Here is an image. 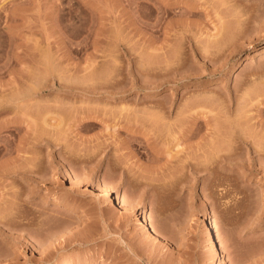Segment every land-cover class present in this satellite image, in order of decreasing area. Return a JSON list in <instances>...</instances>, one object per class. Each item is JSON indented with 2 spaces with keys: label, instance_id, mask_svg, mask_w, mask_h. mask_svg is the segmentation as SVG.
Returning a JSON list of instances; mask_svg holds the SVG:
<instances>
[{
  "label": "rangeland",
  "instance_id": "374dc122",
  "mask_svg": "<svg viewBox=\"0 0 264 264\" xmlns=\"http://www.w3.org/2000/svg\"><path fill=\"white\" fill-rule=\"evenodd\" d=\"M263 71L264 0H0V264H264Z\"/></svg>",
  "mask_w": 264,
  "mask_h": 264
},
{
  "label": "bare ground",
  "instance_id": "6f19581e",
  "mask_svg": "<svg viewBox=\"0 0 264 264\" xmlns=\"http://www.w3.org/2000/svg\"><path fill=\"white\" fill-rule=\"evenodd\" d=\"M260 72V71H259ZM264 72V71H263ZM262 72V73H263ZM261 74V73H260ZM259 74V75H260ZM260 78H261V76H260ZM259 78V79H260ZM256 80H257V78H256ZM261 80V79H260ZM246 93V92H245ZM248 93V92H247ZM236 95V94H235ZM247 95V94H246ZM244 96V94L242 95V97H241V94L240 95H237V96H234V101H235V107L233 108V112L234 113H232L231 114V112L229 111V108H227V112L229 113H227L226 114V111L224 112L225 113V115H227L228 116V118H231V117H233L232 119H230V120H232V121H229V119L227 118V120L231 123V122H233V123H236L235 125H234V127L236 128L237 126L239 127H237L236 129H235V131L238 129V130H240V131H238L237 130V134H236V136H235V133L234 134H232V131H230V134H228V132H227V134H228V136L229 135H234L233 136V138L235 139V141H236V143H237V145H240V147H241V145H247V144H249V141H248V137L250 136V138H252V140L254 141V139H255V137L256 136H254V132H252V134L251 133H249V135L247 134H245L244 133V131H245V128H241L240 129V126L241 125H239V124H241V122H242V125L243 124H248L247 122H245V120L246 121H248L251 117H249V118H247L246 116H248V115H246L245 114V101H243L242 99L244 98V100H246V98L245 97H243ZM242 100V101H241ZM259 101L261 100V99H258ZM258 100H257V102H258ZM244 102V103H243ZM262 108H264V100L263 101H260V102H258L257 103V105H256V110L255 111H258V110H260V109H262ZM233 115V116H232ZM250 115V114H249ZM226 116V117H227ZM235 117V118H234ZM253 118V117H252ZM234 119V120H233ZM255 119V118H254ZM244 120V121H243ZM253 120V119H252ZM256 120V119H255ZM227 122V121H226ZM228 122V123H229ZM245 122V123H244ZM249 122V121H248ZM229 123V124H230ZM233 123H231V126H233L232 124ZM249 123H252V121L251 122H249ZM237 125V126H236ZM230 126V125H229ZM229 126H228V128H229ZM230 126V128H232ZM245 126V125H244ZM234 129V128H233ZM232 129V130H233ZM242 129H244V131L242 130ZM247 129V128H246ZM227 130V129H226ZM242 130V131H241ZM249 130H252V129H249ZM234 131V132H235ZM241 132H242V135H241ZM226 134V135H227ZM244 134V135H243ZM254 137V139H253V137L251 136V135ZM246 135V136H245ZM227 136V137H228ZM215 137V132H212V136L210 137V149H209V151L211 152L212 151V153H211V155L213 156V158H214V160H216V158L217 157H219L220 155H218L219 154V150H218V148H216L217 146L215 145L216 143H215V141H213V138ZM231 137V138H230ZM229 138L232 140V136H229ZM228 138V139H229ZM229 139V141L232 143V141ZM256 140V139H255ZM226 141H228V140H226ZM234 142V141H233ZM251 142V141H250ZM255 142H257V141H255ZM226 143H229V142H226ZM96 144V143H95ZM102 144V143H101ZM234 144V143H233ZM254 144V143H253ZM258 144H260V143H257L256 145L257 146H259ZM97 146H95L96 148V150H97V148L98 147H100L99 146V144H96ZM228 145V144H227ZM229 146H230V144H229ZM228 146V147H229ZM233 146V145H232ZM236 146V144L234 145V147ZM249 146V145H248ZM92 147V146H91ZM233 147V148H234ZM237 147V146H236ZM242 147H244V146H242ZM241 147V148H242ZM251 147V146H250ZM254 147V146H253ZM230 148H231V146H230ZM238 148V147H237ZM236 148V149H237ZM246 148V147H245ZM259 148H261V147H259ZM84 149H86V148H84ZM102 149V148H101ZM200 149H203L204 150V147L202 148V147H200ZM227 149V148H226ZM229 149V148H228ZM232 149V148H231ZM254 149V148H253ZM252 149V150H253ZM255 150H256V148H255ZM88 151V150H87ZM92 151H94V150H92ZM198 151H199V148H198ZM202 150H200V152H201ZM260 150H258L257 149V152H259ZM84 152V151H83ZM203 152V151H202ZM202 152H201V154H202ZM205 152V151H204ZM226 152H227V150H226ZM256 152V151H255ZM261 152V151H260ZM259 152V153H260ZM264 152V151H263ZM88 153H90V152H88ZM225 153V152H224ZM205 154V153H204ZM82 155V154H81ZM81 155H79V156H81ZM200 155V154H199ZM198 155V156H199ZM206 155V154H205ZM204 155V156H205ZM78 156V155H77ZM88 156V155H87ZM197 156V155H196ZM201 156H203V154L201 155ZM204 156L203 157H198L199 159H197V158H194L195 159V162H191V161H189V165L191 166V169H206V165H205V161H206V159L208 158V156L207 157H205V161H204ZM210 156V155H209ZM225 157H229V153H225V155H224ZM86 157V156H85ZM89 157V156H88ZM74 158V157H73ZM83 158H84V156H83ZM202 158V159H201ZM201 159V160H200ZM186 160V159H185ZM188 160V159H187ZM186 160V161H187ZM203 160V161H202ZM210 162H212L211 160H209ZM213 162H216V161H213ZM212 162V163H213ZM218 162V161H217ZM216 162V163H217ZM212 168L209 170V168L210 167H208V170H209V172L211 171V173H210V175L212 174L213 175V179H214V176H215V174L217 173V169H219V168H217L215 165L214 166H211ZM217 168V169H216ZM205 172H202L201 171V173H200V175H203ZM222 173V172H221ZM66 175H67V177L69 178V183H70V186H71V188H72V190H74L75 191V197L76 198H70V197H67V198H61L60 200H59V205L62 207V209H66V210H71L72 212H73V216L74 217H82V216H84L85 214H86V207H87V205L88 204H94V205H97L98 206V208H100V209H102V200H101V197L100 196H102V193L100 192V190H98V189H96V188H93V187H91V186H81V183H80V180H79V178L75 175V174H73V173H71V172H66ZM221 175V174H220ZM222 176V175H221ZM222 178V177H221ZM228 179V178H227ZM209 180H210V178H209ZM230 180V179H229ZM212 181V180H211ZM215 183V182H214ZM78 203H80V204H78ZM118 203H121V205L122 206H124V208H125V210L127 211V213H128V215H131V216H133V217H135L136 219H138V223H139V225L141 226V227H144V228H148L149 229V231L151 232V234L154 236V237H156V238H158V237H160V231H159V229H157V227L156 226H153L152 224H150L149 223V221H148V218L145 216L144 218H139L133 211L134 210H132V208L128 205V203H126L124 200H122V199H120V198H118ZM63 231L62 232H64V234H70V233H72V229L71 228H65V229H62ZM61 231V230H60ZM205 232L206 233H208L210 236H211V238H212V242H213V256H212V264H222V256H223V254H222V252H223V250H222V248H223V240H222V237H221V235L218 233V232H216V231H214L213 232V224H212V222L211 221H209L208 222V224L206 223V225H205ZM73 264H75V263H73ZM77 264V263H76ZM79 264H89L88 262H82V263H79ZM100 264H108L107 262H101Z\"/></svg>",
  "mask_w": 264,
  "mask_h": 264
}]
</instances>
